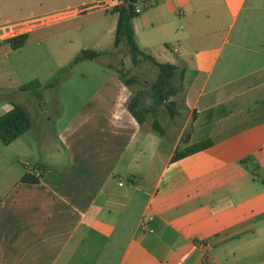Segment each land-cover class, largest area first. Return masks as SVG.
<instances>
[{
  "label": "crops",
  "instance_id": "crops-1",
  "mask_svg": "<svg viewBox=\"0 0 264 264\" xmlns=\"http://www.w3.org/2000/svg\"><path fill=\"white\" fill-rule=\"evenodd\" d=\"M92 1L60 0L52 10ZM139 3L137 43L178 66L177 114L160 107L163 132L150 113L140 123L127 107L133 84L108 73L91 95L76 96L80 106L55 131V143L31 148L39 175L25 163L14 176L15 162L1 156V146L21 135L0 140V264H264V0ZM92 9L109 12L92 4L28 33ZM99 43L90 48L101 53ZM14 102L0 92V115ZM206 138L212 143L172 158ZM158 153L147 179L138 167Z\"/></svg>",
  "mask_w": 264,
  "mask_h": 264
},
{
  "label": "rangeland",
  "instance_id": "rangeland-1",
  "mask_svg": "<svg viewBox=\"0 0 264 264\" xmlns=\"http://www.w3.org/2000/svg\"><path fill=\"white\" fill-rule=\"evenodd\" d=\"M59 1L0 0V20L18 17L29 13L31 9L35 12L31 14L34 17L46 16L63 9L52 10ZM139 4L142 7V4ZM96 17L98 18L95 19ZM90 19L93 20L89 21ZM112 23L113 14L110 12L87 10L73 21L59 22L30 32L25 44L17 49L11 48L7 55L2 54L3 48L0 50L1 70L6 71L0 78V92L4 91L8 97L13 96L23 102L32 121L31 126L10 146H1V156H5L6 152V156L15 162L14 176L20 169H25V163H29L30 167L34 166V155H30L34 145L43 143L47 150L55 143V131L60 128L67 114L80 106V99L76 96L91 95L95 90V80L106 77L108 73L120 77V71H125L126 76H133L136 80L132 86L133 91L142 89V100L150 102L148 84L157 75L158 68L152 61L143 57L135 63L124 45L114 47L113 31L110 30ZM97 40L100 41L101 53L93 58L74 61L81 48H90ZM6 47L10 49L7 45ZM34 78H38L42 84L25 90L19 88L21 84ZM54 80L55 83L51 84ZM181 96L179 90L171 98L180 102ZM162 111L167 113L164 109ZM181 116L180 113L178 120ZM170 143L165 135L161 140V151L166 153ZM158 159L159 153L151 158L146 157L138 167L146 174L147 179H152L159 166ZM1 176L2 174L0 188H5L6 182L1 181Z\"/></svg>",
  "mask_w": 264,
  "mask_h": 264
},
{
  "label": "trees",
  "instance_id": "trees-1",
  "mask_svg": "<svg viewBox=\"0 0 264 264\" xmlns=\"http://www.w3.org/2000/svg\"><path fill=\"white\" fill-rule=\"evenodd\" d=\"M136 1L137 0H120L119 3L105 9L110 13H114L117 17L113 32V46L120 47L124 45L127 48V53L131 54L135 63L140 60V57H143L152 61L158 68L157 75L148 84L151 103H146L142 100L141 95L143 90L138 89L132 91L131 96L127 100V107L140 123H142L147 114L150 113L153 116V128L159 132H163V126L158 120L160 107L162 106V109L166 110L170 116H174L178 112L176 101L171 98V96L176 95L180 90L179 86L174 82L178 66L172 62L157 60L150 52H147L137 43L133 26V18L139 13L135 11ZM28 35V31H24L3 38L1 42L8 45L10 48H19L25 44ZM99 53L100 51L96 49L82 48L75 55L74 61L93 58ZM119 74L121 79L130 87L136 81L133 76H126L125 71H120ZM54 83L55 80L51 82V84ZM40 84V80L34 78L21 84L19 88L25 90L37 87ZM31 123V117L26 106L20 102H14L9 110L0 115V140L4 144L10 143L13 139L23 134L31 126ZM186 135L187 133L183 136V141L186 140ZM211 143L212 140L206 138L184 147H178L175 149L172 158H179ZM25 178L33 180L35 176L26 174Z\"/></svg>",
  "mask_w": 264,
  "mask_h": 264
},
{
  "label": "built area",
  "instance_id": "built-area-1",
  "mask_svg": "<svg viewBox=\"0 0 264 264\" xmlns=\"http://www.w3.org/2000/svg\"><path fill=\"white\" fill-rule=\"evenodd\" d=\"M120 0H94L91 3H89L88 7H90L92 4L94 6H100L105 8L111 7L117 3H119ZM86 6L80 7V6H68L64 7L63 9L53 11L52 13L41 16V17H34V15L28 16L24 19L18 20V21H6L4 23L0 24V39L28 31L31 27L44 24L52 21H56L65 17H69L74 13H78L86 8ZM142 9L141 5L139 4V0L135 2V11L140 12ZM28 171H31L32 173L39 175L40 169H37L36 167H30L29 163H26Z\"/></svg>",
  "mask_w": 264,
  "mask_h": 264
}]
</instances>
